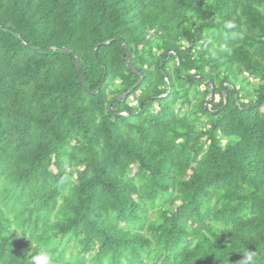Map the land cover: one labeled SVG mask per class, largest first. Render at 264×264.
<instances>
[{
    "label": "trees",
    "instance_id": "trees-1",
    "mask_svg": "<svg viewBox=\"0 0 264 264\" xmlns=\"http://www.w3.org/2000/svg\"><path fill=\"white\" fill-rule=\"evenodd\" d=\"M40 249L264 264V0H0V264Z\"/></svg>",
    "mask_w": 264,
    "mask_h": 264
},
{
    "label": "clouds",
    "instance_id": "clouds-1",
    "mask_svg": "<svg viewBox=\"0 0 264 264\" xmlns=\"http://www.w3.org/2000/svg\"><path fill=\"white\" fill-rule=\"evenodd\" d=\"M231 27V25H228ZM15 225H13V230H15ZM256 254L253 251H248L243 255V264H257L256 262ZM53 257L49 250L40 249L32 255L29 261V264H52Z\"/></svg>",
    "mask_w": 264,
    "mask_h": 264
},
{
    "label": "water",
    "instance_id": "water-1",
    "mask_svg": "<svg viewBox=\"0 0 264 264\" xmlns=\"http://www.w3.org/2000/svg\"><path fill=\"white\" fill-rule=\"evenodd\" d=\"M63 48H64V47H63ZM164 59H165V57L163 58V60H164ZM77 65H78V72L80 73V57H78V59H77ZM100 87H101V84L99 85L98 88H100ZM125 95H126V94H123V95H121V96H118V97H117V98L111 103V105H112L114 102L121 100ZM212 97H213V87H212V94L207 98V102H209V100H211Z\"/></svg>",
    "mask_w": 264,
    "mask_h": 264
},
{
    "label": "rangeland",
    "instance_id": "rangeland-1",
    "mask_svg": "<svg viewBox=\"0 0 264 264\" xmlns=\"http://www.w3.org/2000/svg\"><path fill=\"white\" fill-rule=\"evenodd\" d=\"M201 87L203 88V86H201ZM219 98H220V96L219 95H216L215 100H219ZM149 214H150V217H154L155 216V211L154 210H150ZM72 253L75 254L76 253V250H73V252H70V251L67 252L66 253V257L72 258L74 256Z\"/></svg>",
    "mask_w": 264,
    "mask_h": 264
}]
</instances>
